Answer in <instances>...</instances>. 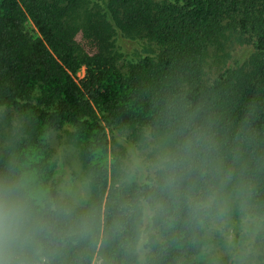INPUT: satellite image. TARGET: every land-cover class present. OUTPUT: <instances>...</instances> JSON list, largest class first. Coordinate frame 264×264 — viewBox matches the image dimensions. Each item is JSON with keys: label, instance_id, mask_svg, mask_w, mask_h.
Returning <instances> with one entry per match:
<instances>
[{"label": "trees", "instance_id": "obj_1", "mask_svg": "<svg viewBox=\"0 0 264 264\" xmlns=\"http://www.w3.org/2000/svg\"><path fill=\"white\" fill-rule=\"evenodd\" d=\"M118 32L150 50L123 58ZM236 42L249 58L207 78L209 48ZM0 108L13 121L0 175L23 184L45 217L44 264H137L141 201L159 194L122 171L108 130L146 141L188 119L207 126L226 163L239 155L264 207V0H0ZM67 124L90 179L81 204L62 200L55 179L48 135ZM149 228L146 264H211L209 232L177 202L154 208Z\"/></svg>", "mask_w": 264, "mask_h": 264}, {"label": "clouds", "instance_id": "obj_2", "mask_svg": "<svg viewBox=\"0 0 264 264\" xmlns=\"http://www.w3.org/2000/svg\"><path fill=\"white\" fill-rule=\"evenodd\" d=\"M146 144L129 161L133 172L153 177L152 187L159 194L151 204L141 201L144 216L150 218L154 208L175 201L191 225L220 235L236 264H244L255 235L264 229V207L255 201L243 165L238 166L239 155L226 163L210 128L191 119L172 133L149 137ZM94 217V208L84 213V233L93 229ZM48 233L45 217L26 187L10 174L0 175V264H44Z\"/></svg>", "mask_w": 264, "mask_h": 264}, {"label": "rangeland", "instance_id": "obj_3", "mask_svg": "<svg viewBox=\"0 0 264 264\" xmlns=\"http://www.w3.org/2000/svg\"><path fill=\"white\" fill-rule=\"evenodd\" d=\"M114 48L121 51L123 58H134L145 54L150 50V46L145 39L127 36L125 33L118 32L113 38ZM252 48L246 44L231 43L218 50L211 46L207 58L206 76L213 75L221 68L236 64L240 61L245 62L251 55ZM224 55V57H219ZM85 74V68L82 67L75 78L80 80ZM10 112L7 109L0 108V146L7 140V134L12 124ZM73 128L70 125H64L59 130H53L49 133L48 139L52 149V157L55 164V179L58 183V190L62 200L72 201L76 204L85 202L91 195L90 179L84 165L81 149L72 137ZM112 149L120 155L122 162V171L128 176H134L140 181L153 182V177L146 172H133L129 168V161L132 153L136 150H143L147 146L146 141L138 140L130 130L113 129L108 130ZM153 215V211H152ZM151 215V217H152ZM150 218L144 216L142 234L137 249L139 253V262L137 264H146L145 257L147 248L145 240L150 233ZM238 224V221L236 222ZM236 235L239 236V230L236 229ZM211 242L208 248L211 264H236L233 253L226 248L225 241L217 233H209ZM264 254V229L259 231L243 257L245 263H255L260 256ZM95 264V260L93 262Z\"/></svg>", "mask_w": 264, "mask_h": 264}]
</instances>
